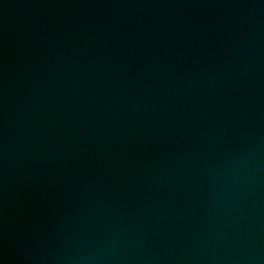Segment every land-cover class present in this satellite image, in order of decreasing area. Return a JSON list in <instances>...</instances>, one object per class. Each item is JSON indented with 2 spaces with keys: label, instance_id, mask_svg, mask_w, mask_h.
<instances>
[{
  "label": "water",
  "instance_id": "water-1",
  "mask_svg": "<svg viewBox=\"0 0 264 264\" xmlns=\"http://www.w3.org/2000/svg\"><path fill=\"white\" fill-rule=\"evenodd\" d=\"M0 264H264V0H0Z\"/></svg>",
  "mask_w": 264,
  "mask_h": 264
}]
</instances>
